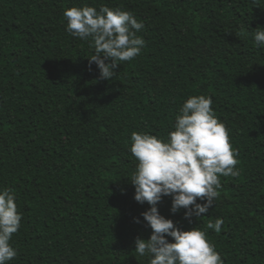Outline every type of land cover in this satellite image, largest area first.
<instances>
[{
  "label": "trees",
  "instance_id": "obj_1",
  "mask_svg": "<svg viewBox=\"0 0 264 264\" xmlns=\"http://www.w3.org/2000/svg\"><path fill=\"white\" fill-rule=\"evenodd\" d=\"M84 6L127 11L144 25L140 55L111 81L89 61L92 40L67 31L65 11ZM258 28L264 0H0V193L12 189L22 216L7 264H150L135 252L153 230L143 216L151 205L135 200L130 183L131 137L168 142L193 96L212 99L239 176L220 177V196L200 220L173 213L172 196L157 208L181 231H205L223 264H264ZM216 219L219 234L206 227Z\"/></svg>",
  "mask_w": 264,
  "mask_h": 264
},
{
  "label": "clouds",
  "instance_id": "obj_2",
  "mask_svg": "<svg viewBox=\"0 0 264 264\" xmlns=\"http://www.w3.org/2000/svg\"><path fill=\"white\" fill-rule=\"evenodd\" d=\"M64 15L71 35L92 40L95 54L89 61L98 65L101 79H114L116 69L139 56L145 46L136 34L144 25L130 12L108 7L97 12L84 6L72 7ZM253 35L258 47L264 45V29L258 28ZM212 103L210 97H190L176 117L168 142L148 134H132L131 153L138 166L130 183L136 189L135 200L151 205L143 216L153 230L150 240L137 239L135 252L151 256L150 264H223L205 231H181L157 208L163 197L172 196L173 213L188 209L186 219L195 216L200 220L220 196V177L239 176L235 170L238 152L226 125L216 118ZM198 199L207 204H197ZM21 220L12 189L4 190L0 193V264L17 257L10 241L18 233ZM223 224V219H216L206 227L219 234ZM166 237L175 242L170 243Z\"/></svg>",
  "mask_w": 264,
  "mask_h": 264
}]
</instances>
